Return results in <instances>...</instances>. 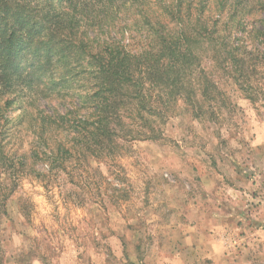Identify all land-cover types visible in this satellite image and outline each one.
<instances>
[{
    "label": "clouds",
    "instance_id": "obj_1",
    "mask_svg": "<svg viewBox=\"0 0 264 264\" xmlns=\"http://www.w3.org/2000/svg\"><path fill=\"white\" fill-rule=\"evenodd\" d=\"M23 8L43 48L0 69V264H264V0Z\"/></svg>",
    "mask_w": 264,
    "mask_h": 264
},
{
    "label": "trees",
    "instance_id": "obj_2",
    "mask_svg": "<svg viewBox=\"0 0 264 264\" xmlns=\"http://www.w3.org/2000/svg\"><path fill=\"white\" fill-rule=\"evenodd\" d=\"M25 28L28 30L27 37L18 36L17 33ZM9 30L11 35L7 36ZM40 30L38 24L29 27L23 0H0V69H3L4 76L20 75L35 69L43 46L33 47V39L39 35ZM5 36L7 39H4ZM29 75L35 79L31 72Z\"/></svg>",
    "mask_w": 264,
    "mask_h": 264
}]
</instances>
